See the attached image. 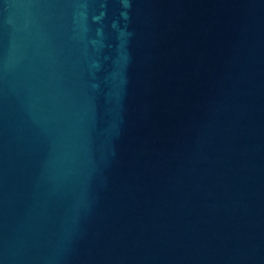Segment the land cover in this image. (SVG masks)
<instances>
[{"label":"water","instance_id":"water-1","mask_svg":"<svg viewBox=\"0 0 264 264\" xmlns=\"http://www.w3.org/2000/svg\"><path fill=\"white\" fill-rule=\"evenodd\" d=\"M0 264H264V0H0Z\"/></svg>","mask_w":264,"mask_h":264}]
</instances>
